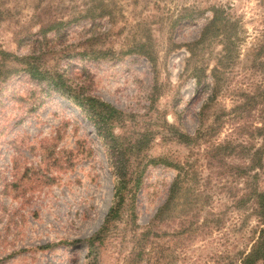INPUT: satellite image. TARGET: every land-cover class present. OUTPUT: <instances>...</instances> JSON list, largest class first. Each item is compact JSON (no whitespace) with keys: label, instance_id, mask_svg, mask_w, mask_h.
<instances>
[{"label":"rangeland","instance_id":"374dc122","mask_svg":"<svg viewBox=\"0 0 264 264\" xmlns=\"http://www.w3.org/2000/svg\"><path fill=\"white\" fill-rule=\"evenodd\" d=\"M37 1L5 0L10 18L2 21L0 15V49L20 56L28 53L29 46L17 39L18 34L38 29L33 20ZM102 1L109 14L76 18L60 36L48 33L43 45L70 83L83 84L86 93L134 115L128 122L134 130L152 129L149 157H164L170 163L191 155V160L197 159L194 185L203 191L199 201L203 208L196 220L202 226L188 239L178 235L185 209L194 207L184 203L151 237L150 261L238 263V253L249 247L256 226L250 206L236 203L244 188L242 179L227 167L242 160L209 163V156L193 155L196 147L181 142L173 130L194 136L201 120L209 125L220 116L212 141H238L248 139L253 127L263 123L264 71L258 63L264 61V0ZM214 3L228 6L239 33L232 60L216 71L212 70L222 55L217 39L200 45L194 55L187 50L198 39ZM91 4L96 0H47L41 5L60 9L59 16L68 20ZM146 36L155 65L134 50ZM91 50L110 53L100 58L88 53L82 59L78 54ZM194 65L204 72H199L200 88ZM209 96L213 101L201 114ZM115 131L120 132L117 127ZM260 172L264 181V171ZM175 174L171 166L146 167L136 200L138 230L164 202ZM114 183L104 141L73 103L23 71L0 82V264H125L131 240L119 242L109 235L99 246L96 263L87 257L85 246L112 204ZM206 196L208 201L203 200ZM124 224L119 221L116 228Z\"/></svg>","mask_w":264,"mask_h":264},{"label":"trees","instance_id":"16d2710c","mask_svg":"<svg viewBox=\"0 0 264 264\" xmlns=\"http://www.w3.org/2000/svg\"><path fill=\"white\" fill-rule=\"evenodd\" d=\"M46 1L38 0L36 2L33 20L38 25V29L23 35L17 32L19 36L17 43L27 44L29 46L28 53L20 56L11 51L0 49V82L7 80L12 73L17 71L27 73L35 82L43 83L47 90L59 93L63 98L73 103L104 141L115 176L113 201L100 228L85 240L87 257L96 263L99 258V246L112 234L120 240L119 242L123 240L130 242L131 240L132 250L124 258L125 264H159L150 261L152 256L148 245L151 242V237L156 234L154 232L161 231L171 214H178L181 207L185 206L184 203H188L189 208L191 204L194 205L190 209H185L187 213L183 215L177 232L178 235L186 234L187 239L202 226V223L198 225L196 220L198 213L203 208V202H199L203 191L195 190L194 185L198 182V176L195 173L197 172V159L191 160V155L181 163H170L164 157H149L146 151L153 139L152 129L143 126V129L134 130L128 123L134 115L125 113L112 103L86 93L83 84L73 85L69 82L71 78L66 71L58 69L57 64L53 65L48 58L49 48L43 45L47 42L48 33L53 32L60 36L62 31L76 18H95L107 14L109 12L107 4L102 0H96L97 4L82 7L73 13L70 19L63 20L59 16L60 9L55 8L54 11L51 6L42 7L41 4ZM6 6L5 0H0L2 21L10 18V9ZM208 8L211 16L202 26L198 39L190 43L187 50L194 55L200 45L217 39L222 46V55L217 61L218 65L212 70L216 71L218 68L226 66L228 60H232L235 46L239 40V33L236 29L237 23L232 18L226 4L214 3ZM149 39L150 37L146 36L145 41L136 43L134 50L145 55L152 65H155V58L150 53V46L147 44ZM88 53H91L93 58H100V55L101 57L105 56L110 51L91 50V52L82 51L78 54H81L82 59L86 55L89 56ZM258 64L264 71V61L260 60ZM192 70L195 84L199 88L202 87L203 77L199 72L204 74L203 70L195 65ZM212 101L213 97L209 96L206 99L201 107V114ZM261 104L263 123L260 126H254V134H250L248 139H241L243 141H235L236 139L230 138L224 139L222 142L212 141L211 138L219 128L220 116L214 117L209 125L201 120L194 136L180 133L172 126L165 124L167 128L174 129V134L181 142L196 147L193 155L200 153L204 158L209 156V163H221L224 158L242 160L241 163H230L227 167L233 175L242 179L244 188L241 189L240 197L237 198L236 203H240L241 206H245V204L250 206L251 213L256 218V226L249 238V247L238 253V263L236 264L264 263V181L261 179V172L259 173V171H264V97ZM115 127L120 132L115 131ZM257 137L259 142H253ZM149 164L171 166L175 169L176 174L167 188L164 202L156 209L147 226L138 230L136 200L143 184L145 169ZM186 195L194 201L192 199L190 202L186 201ZM182 197L185 198L183 202L181 201ZM203 200L208 201L209 197L206 196ZM119 221L125 222L122 228H116V223Z\"/></svg>","mask_w":264,"mask_h":264}]
</instances>
